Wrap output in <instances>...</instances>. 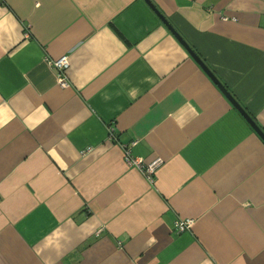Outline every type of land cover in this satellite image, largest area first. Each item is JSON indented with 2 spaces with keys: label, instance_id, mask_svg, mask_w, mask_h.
Here are the masks:
<instances>
[{
  "label": "crops",
  "instance_id": "0c3cea01",
  "mask_svg": "<svg viewBox=\"0 0 264 264\" xmlns=\"http://www.w3.org/2000/svg\"><path fill=\"white\" fill-rule=\"evenodd\" d=\"M151 1L264 130V0ZM0 264H264V138L145 0H0Z\"/></svg>",
  "mask_w": 264,
  "mask_h": 264
},
{
  "label": "water",
  "instance_id": "95a60500",
  "mask_svg": "<svg viewBox=\"0 0 264 264\" xmlns=\"http://www.w3.org/2000/svg\"><path fill=\"white\" fill-rule=\"evenodd\" d=\"M150 7L156 12L158 17L166 24V26L174 33V35L179 39V41L185 46L189 53L195 58V60L201 65V67L207 72V74L217 83L223 93L230 99V101L241 111L247 121L252 125V127L259 133V135L264 138V130L256 123V121L249 115V113L240 105V103L235 99V97L227 90V88L215 77L211 70L205 65L203 60L197 55L193 48L185 41V39L180 35V33L173 27V25L168 21L166 16L157 8V6L151 0H145Z\"/></svg>",
  "mask_w": 264,
  "mask_h": 264
},
{
  "label": "built area",
  "instance_id": "2783aa9c",
  "mask_svg": "<svg viewBox=\"0 0 264 264\" xmlns=\"http://www.w3.org/2000/svg\"><path fill=\"white\" fill-rule=\"evenodd\" d=\"M55 64L60 68L67 66L66 57L63 56L57 59L55 61ZM124 160L129 165H133L138 169H140L141 172L150 180L153 179L156 168L162 162V158L160 156L153 157L152 159H144L143 157L133 155L130 151L129 146H126V144L124 147ZM191 223H192L191 218L185 219L178 217L174 221V228L177 229L178 231H182L188 228L191 225Z\"/></svg>",
  "mask_w": 264,
  "mask_h": 264
}]
</instances>
